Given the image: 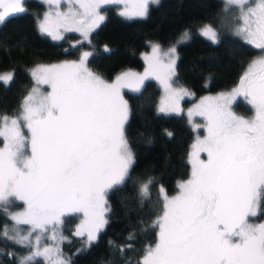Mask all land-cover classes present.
I'll return each instance as SVG.
<instances>
[{
  "label": "snow or ice",
  "instance_id": "6c2138e0",
  "mask_svg": "<svg viewBox=\"0 0 264 264\" xmlns=\"http://www.w3.org/2000/svg\"><path fill=\"white\" fill-rule=\"evenodd\" d=\"M45 2L57 9L62 3L70 6L66 12L46 13L39 24L42 33L58 39L62 38L60 29L88 35L105 19L100 11L105 5L124 3L120 15L144 18L149 4L158 5L160 0ZM23 3L0 0V22L23 13ZM225 3L241 12L242 26L237 31L248 44L264 52V0ZM201 34L212 43L218 42L210 25H205ZM184 35L187 38L188 33ZM175 51L170 49L164 64L156 56L158 46H153V57L143 76L129 72L114 83L88 69V52L79 62L41 65L33 70L37 83L49 85L51 91L41 93L34 88L18 117L0 118V137L4 140L0 148V204L11 203L10 198L22 201L24 211L12 219L31 226L18 243L28 241L36 230H51V239L57 240L56 228L65 213L79 212L87 218L88 246L98 238L107 223L101 210L105 190L125 180L134 160L124 135L128 108L120 89L139 91L144 80L153 75L175 110L179 98L187 94L171 83ZM11 79V74L0 75L6 84ZM239 95L254 110L251 119L231 111ZM198 109L207 120V135L193 145L191 178L179 185L177 196L168 198L165 194L162 215L153 222L159 229L157 241L146 249L142 264H264V223L250 222L264 196V55L249 64L236 89L204 98ZM199 153H206L207 159H201ZM150 183L140 188L144 198L149 196ZM4 235L7 238L6 231ZM63 239L61 235L60 241ZM39 242L37 236L36 251L21 264H31L40 256L49 257L50 264H71L58 246L52 260L54 249L45 247L41 252Z\"/></svg>",
  "mask_w": 264,
  "mask_h": 264
},
{
  "label": "trees",
  "instance_id": "16d2710c",
  "mask_svg": "<svg viewBox=\"0 0 264 264\" xmlns=\"http://www.w3.org/2000/svg\"><path fill=\"white\" fill-rule=\"evenodd\" d=\"M23 7V13L10 15L0 23V74L12 76L7 84L0 81V115L15 114L20 109L34 84L30 67L78 59L83 51L90 52L89 70L104 80H112L127 68H144L140 55L147 52L149 42L168 47L186 32L188 38L176 47L173 77L195 99L205 93L235 88L250 61L260 54L259 49L232 35L230 24L223 19V0H160L158 5L149 4L146 17L132 19L118 15L115 4L105 5V19L92 30L87 41L72 32L58 41L49 39L37 29L38 18L45 11L43 3L24 0ZM201 25H211L217 32V43L198 33ZM159 95L152 78L144 80L137 92H122L128 108L124 135L134 160L125 180L106 190L107 223L98 238L89 247L83 236L74 235L78 213H65L56 228L57 240L51 239V230L43 232L42 243H58L63 257L70 258L71 264H142L146 249L155 245L159 229L153 222L163 212L161 192L173 196L177 182L190 176L188 155L194 141V131L183 112L158 113ZM188 102L184 100L183 104ZM238 104L235 103L236 109ZM247 108L246 114H250L251 109ZM149 181V196L144 198L140 188ZM8 209L0 204V264H21L33 252L31 244L17 242L29 228L15 224ZM252 220L264 221V196ZM31 264L47 263L40 256Z\"/></svg>",
  "mask_w": 264,
  "mask_h": 264
},
{
  "label": "rangeland",
  "instance_id": "374dc122",
  "mask_svg": "<svg viewBox=\"0 0 264 264\" xmlns=\"http://www.w3.org/2000/svg\"><path fill=\"white\" fill-rule=\"evenodd\" d=\"M40 1L43 3L44 8H45V11L42 13V15L38 18V21H37V29H39V30H40L39 24L43 21L44 16H45L46 13L52 12L54 14V12L56 10H59L61 12H66V11H68V8L70 7L67 3H62L59 6V8L57 9L56 6L50 7L45 2V0H40ZM223 2H224V8H223V10H224L223 17L224 18L223 19L225 21V24H230L231 33H233L232 34L233 36H236L242 42L243 41L246 42L245 39H244L243 34H241V33H239L237 31V29L242 26V20H241V12H240V10L235 7V9H238V10H236V12H234V11H231L230 12L229 9L231 7H234V6L227 5L225 3V0H223ZM114 4L117 6V13H118V15H120V13L125 9V4L124 3H114ZM111 5H113V4H111ZM75 7L78 8V6H75ZM102 8H101L100 11H101V14L104 15ZM232 14L234 15V17H232ZM120 16L123 19H129V18L125 17V16H122V15H120ZM204 26L205 25H201L200 28L198 29V33L199 34H201V29ZM59 31H60V34H61L62 37L65 34L72 32V33H75L76 35H78L79 38H81V40H85V41L89 40L88 37H89L90 33L92 32L91 31L88 35H84V34H82L79 31L66 32L63 29H60ZM43 34H45L46 36H48V38L51 39V40H55V41L61 40V38L53 39L52 36H50V35H48L46 33H43ZM184 34L181 35L176 42L169 44L168 47H162L158 43L149 42L148 43L149 48H148L147 52L142 53L140 55V57L142 58V60L144 62V68L142 70H134V69L127 68L126 70H123V71L117 73L116 76L112 80H105V81L108 82V83H114V82H116L117 77H122L125 73H129V72L143 76L144 73H145V70L148 69V67H149V60L153 57V46H158V52L156 53V56L159 58V60L162 63L167 64L168 63V60H169V56L166 55V54H168L169 51H170V49H172V48H175V50H176L177 45L180 42H183V41H185L188 38V36L186 38ZM206 39H208V38H206ZM259 51H260V54L258 56H256L253 60H251L249 64H251L254 60L258 59L261 55H264V52H262L260 49H259ZM85 52H88V51H83V53H85ZM83 53L80 55V57L78 59H72V60H65L64 59V60H62L60 62H52L51 64H40V65L38 64V65H34V66L30 67L29 73L32 76V79H33V83L34 84L29 89V91L27 93V96L32 92V90L34 88H38L41 93H48V92L51 91V88H50L49 85H46V84H38L36 78L32 75L33 70H35L38 66H41V65H43V66L59 65V64L65 63V62H68V63H71V62H79L80 59H81V57H82V55H83ZM88 53H90V52H88ZM173 56H174L175 62H176V60H177L176 51L173 54ZM249 64H248V66H249ZM86 66H87V60H86ZM248 66L246 67L245 71L247 70ZM174 69H175V66H174ZM245 71H244V73H245ZM93 73L97 74L96 72H93ZM5 74H7V73H2L0 75H5ZM148 78L154 79L155 82H156L157 87L160 90V95H159V98H158L159 100H158V103L156 105V110L158 111V113L159 114L163 113V114H168V115H172V114L179 115V114H181L183 112V114L185 116V119H187V121H188L191 129H193V131H194V138H193L194 141L190 145V148H189V151L190 152H189V155H188V162L190 163V173L192 174V160L195 158L192 155L195 152V149L193 148V145H196L198 143V140H203V138L207 135V130H206L207 120H206L205 116H203V115L200 114V111L198 109V106L201 105V102L204 100V98H206V97H217V96H220L221 94L227 95V94L231 93L233 91V89H236V86L233 89L224 90L223 92H215L213 94L205 93L202 96H199L198 98L195 99V97L191 94V92L187 88H185L183 86L177 85L174 82V77H172L171 78L172 86L174 88H182L187 93L186 95H183V96H181L179 98V100H178V102H177V104L175 106V110H172V106L170 105V103H169V101L167 99V93L165 92V89H164L163 85L153 75H150ZM148 78H146L145 80H147ZM124 90H130L132 92H137V91L134 90L133 87H124V88H121L120 89L121 96H122V92ZM25 98L23 99V101L21 103V107H20V109L18 110L17 113L11 114V115H0V118H2L4 116L9 117L10 119L11 118L18 117L19 114L21 113L22 105H23V102H24ZM184 100H188L189 102L186 103V104H183V101ZM235 103H239L240 104V105L238 104V106H240L238 109L235 108ZM230 107H231V111L234 112L237 116L243 117L245 119H251L254 116V110L252 109L251 105L248 104V102L244 99V97L242 95L237 96L236 99L233 100V102H232V104H231ZM247 107H249L251 109V113L250 114H246V112L248 110ZM161 108H165L166 110L165 111H160ZM190 111L192 113L191 115H189V112ZM0 124H2V119H0ZM22 131L24 132L25 135H28V130L26 128H23L22 127ZM202 131H203V133L201 134ZM1 138H2V146H1V148H3V146H4V140H3V137H0V139ZM199 157L201 159H207L206 153H199ZM191 174H190V176L187 179L178 181L177 182V184H178L177 185V191L175 192V194L173 196H168L167 195V197L168 198H172V197L177 196L179 194V192H180L179 185L181 183H183V182L188 181L191 178ZM106 190H105V193H106ZM105 193H104V196H103V201L101 203V210L103 211V218L105 217V213L107 211V201H106V198H105ZM161 195H162L163 204H164V196H165V193L161 192ZM10 200L12 202L11 203H6L5 205H7L9 207L7 213L9 215L10 219H12V216L13 215H15V214H17L19 212L24 211L25 205H24V203L22 201H18L15 198H10ZM1 205H4V204H1ZM78 214H79V220H78L79 222L74 227V231L73 232H74V235H76V236H83L84 237V241L86 242V245H88L87 231H86V229L84 227V222H85V220L87 218L84 216V214L82 212H79ZM12 221L15 224L17 223L13 219H12ZM251 223L261 224V223H264V221L263 220L261 222H257V221H254L253 222V221H251ZM27 226L29 228L28 230L30 231L31 226L30 225H27ZM48 228L51 229V224L48 225ZM29 231L26 234H23V235H28ZM43 232L44 231H42V230H36L35 232H32V234L30 236V239L28 241H25L24 243L31 244V246L33 248L32 250H33V252H35L36 249H37L36 237L39 236L40 237V242H39L40 251L42 252L45 247H51V248H53L54 251L51 253V259L54 260L56 258L55 248L58 246V243L51 242V243H49L47 245H44L42 243V240H43L42 238H43V234H44ZM78 232L82 233V235H78L77 234ZM19 237H20V235H19ZM42 257H43L44 260H46V263L47 264H50L49 257H45V256H42Z\"/></svg>",
  "mask_w": 264,
  "mask_h": 264
},
{
  "label": "water",
  "instance_id": "95a60500",
  "mask_svg": "<svg viewBox=\"0 0 264 264\" xmlns=\"http://www.w3.org/2000/svg\"><path fill=\"white\" fill-rule=\"evenodd\" d=\"M241 78V77H240ZM240 78L237 80V82H236V88L238 87V85H239V81H240Z\"/></svg>",
  "mask_w": 264,
  "mask_h": 264
},
{
  "label": "flooded vegetation",
  "instance_id": "af4514ba",
  "mask_svg": "<svg viewBox=\"0 0 264 264\" xmlns=\"http://www.w3.org/2000/svg\"><path fill=\"white\" fill-rule=\"evenodd\" d=\"M253 221L252 218H250V222ZM254 222V221H253Z\"/></svg>",
  "mask_w": 264,
  "mask_h": 264
}]
</instances>
